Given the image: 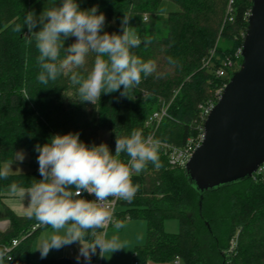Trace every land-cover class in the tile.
<instances>
[{
	"label": "trees",
	"instance_id": "trees-1",
	"mask_svg": "<svg viewBox=\"0 0 264 264\" xmlns=\"http://www.w3.org/2000/svg\"><path fill=\"white\" fill-rule=\"evenodd\" d=\"M49 2L0 0V167L3 162L14 161L17 149L29 154L27 171L9 172L0 179V220L8 221L0 230V253L12 239L18 240L10 251L11 259L4 264H32V238L48 226L15 213L3 202L10 184L28 188L35 179H41L33 146L45 143L53 134L69 131H78L86 144H98V131L107 129L108 146L114 151L116 137L133 130L149 136L151 131L144 121L168 102V116L153 130L152 138L159 144H182L197 130L199 106L212 100L214 91L227 82V77L216 75V69L240 48L251 0H78L81 8L98 6L105 14L108 32L121 31L124 12L131 15L129 25L141 39V45L132 51L156 66L127 91L129 97L120 96V90L102 93L95 104L73 100L75 86L67 75L46 85L36 79L34 38L26 27L21 32L14 29L25 13L39 14ZM59 3L56 0L57 6ZM163 6L168 11L160 21ZM37 30L39 26L33 29ZM74 40L67 38L64 46ZM91 60L90 54L89 68ZM239 64L240 56L235 67ZM158 157L159 167L149 162L139 175L132 176L138 190L130 202L118 200L122 208L114 212L146 222V239L134 246V261L264 264V173L204 192L199 213L198 193L186 180L183 168L170 165L160 146ZM120 159H126L124 154ZM170 217L178 220L176 232L162 228L163 220ZM94 231L99 235L102 229ZM92 238L86 236V240ZM231 240L234 246L229 250ZM39 264L74 262L62 256L40 259Z\"/></svg>",
	"mask_w": 264,
	"mask_h": 264
},
{
	"label": "clouds",
	"instance_id": "clouds-1",
	"mask_svg": "<svg viewBox=\"0 0 264 264\" xmlns=\"http://www.w3.org/2000/svg\"><path fill=\"white\" fill-rule=\"evenodd\" d=\"M130 17L124 12L121 31L108 32L105 14L97 5L81 8L78 0H60L57 6L56 0H50L39 14L25 13L14 30L21 32L26 27L34 38L38 53L36 79L40 84L67 75L75 86L73 100L95 104L102 93L120 90V96H128L127 91L138 85L142 76L155 70L154 61L144 60L132 51L141 45V39L129 25ZM37 26L39 30L33 31ZM69 37L75 40L65 47ZM158 148L157 139L139 130L116 137L114 151L104 142L86 144L78 131L53 134L45 143L34 145L41 179H35L27 189L12 183L9 191L21 198L27 194L25 214L52 229L35 248L40 258H46L50 250L77 244L76 264L81 258L89 264L93 255L106 258L104 253L120 249L123 245L116 234L97 235L94 230L104 229L111 222L109 198L130 202L138 190L132 176L139 175L149 162L160 166ZM121 154L125 160L120 159ZM23 158L22 150L15 153V160ZM9 167H0V179L9 175ZM82 192L94 198L86 199ZM121 227V223L115 224L116 229ZM89 235L93 238L86 240ZM6 258L11 259L0 254V264Z\"/></svg>",
	"mask_w": 264,
	"mask_h": 264
},
{
	"label": "water",
	"instance_id": "water-1",
	"mask_svg": "<svg viewBox=\"0 0 264 264\" xmlns=\"http://www.w3.org/2000/svg\"><path fill=\"white\" fill-rule=\"evenodd\" d=\"M239 54L238 69L208 112L201 143L183 166L198 193L199 213L204 192L245 180L264 164V0L250 2Z\"/></svg>",
	"mask_w": 264,
	"mask_h": 264
},
{
	"label": "rangeland",
	"instance_id": "rangeland-1",
	"mask_svg": "<svg viewBox=\"0 0 264 264\" xmlns=\"http://www.w3.org/2000/svg\"><path fill=\"white\" fill-rule=\"evenodd\" d=\"M229 0H227L228 2ZM165 5V4H164ZM169 7L173 6L170 3H166ZM174 7V6H173ZM161 14L162 18L160 21L163 20L166 12L168 11V7H162ZM160 18V17H159ZM223 43V42H221ZM238 69V67L236 68ZM232 73V72H231ZM230 73V74H231ZM70 96V94H67ZM97 141L98 144L104 142L108 145L109 143V131L107 129H101L98 131L97 134ZM23 151L24 158L23 160H15V153L18 151ZM14 153V161L11 162H3L2 167L9 166L8 171L11 173L17 172H25L29 169L28 167V159L29 154L24 149H17ZM27 189V188H24ZM8 196L4 197V202L16 213L18 214H25L26 207L29 202L27 194L25 198H21L18 195L12 194L9 189L6 190ZM122 208V206L117 205L115 211H118ZM117 222H121L123 227L116 229L115 224ZM4 220H0V228L4 229L7 224H3ZM178 220L177 218L170 217L165 218L162 222V228L165 232L172 233L178 230ZM1 230V229H0ZM52 232L50 226H46L40 228L38 232L33 236L31 244H30V262L32 264H39L40 263V256L39 250L35 249L41 240L46 239L49 234ZM101 233H104L107 236H111L112 234H116L119 238V242L123 245L120 249L114 251L113 253H104L105 257L97 256L94 260H90L89 264H133V248L137 245H142L146 239V222L142 218H128L117 215V213L113 214L111 222L108 226L102 229ZM78 245H68L65 247L60 248L59 250H50L47 254L46 258L50 257H68L73 260L74 264H76L75 257L78 251ZM64 253V254H63ZM80 264H84L83 259L81 258ZM149 264H184L181 260H166V261H159L156 263Z\"/></svg>",
	"mask_w": 264,
	"mask_h": 264
},
{
	"label": "built area",
	"instance_id": "built-area-1",
	"mask_svg": "<svg viewBox=\"0 0 264 264\" xmlns=\"http://www.w3.org/2000/svg\"><path fill=\"white\" fill-rule=\"evenodd\" d=\"M248 13H249V11L247 12V16H248ZM239 53H240V48L234 52L233 57H227L224 61H222V65L216 69V75L219 77H227L228 78L230 73L232 71L236 70L235 65H236V62L240 56ZM225 83L226 82H223V84L214 91L212 100L208 101L205 104H201L199 106V108H200L199 123L196 125L197 130L193 135L186 136L184 141L180 145H171L168 143H160L159 144V146L162 149L163 154L166 155L167 161L170 165H172L174 167L183 168L187 159L191 156L193 151L199 146V144L201 143L202 137H203V122H204L208 112L210 111V109L212 108V106L216 102L217 98L219 97ZM168 105H169V102L168 103H162V105L158 109L152 111L149 114V116L146 118V120L144 121V126L151 131L149 136L152 137L153 130L158 126V124L161 122L162 119H164L165 117L168 116V112H167ZM260 173H264V164L259 166L258 169L256 170V172H254V174H260ZM81 195H83L84 198H86V199H93L94 198L93 196L87 194L86 192H82ZM108 202L111 204L113 214H114L118 200H113L112 198H109ZM107 226H108V224L106 225V227ZM33 228L34 227H32V229ZM25 236H26V233H24L22 235L23 238ZM17 243H18L17 239H12L10 242V245L4 246L2 248V252L0 254H2L5 257L9 256L11 249ZM233 246H234V242L232 241L230 246H229V250H231ZM133 264H149V263L148 262L134 261Z\"/></svg>",
	"mask_w": 264,
	"mask_h": 264
},
{
	"label": "crops",
	"instance_id": "crops-1",
	"mask_svg": "<svg viewBox=\"0 0 264 264\" xmlns=\"http://www.w3.org/2000/svg\"><path fill=\"white\" fill-rule=\"evenodd\" d=\"M6 196H8V194H6ZM6 196H5V197H6ZM3 199H4V198H3ZM3 202H4V200H3ZM4 204H5L7 207H9L5 202H4ZM9 208H10V207H9ZM10 209H11V208H10ZM11 210H12V209H11ZM15 213H16V212H15ZM17 214H18V213H17ZM7 222H8V221H7L6 219H4V223L7 224ZM4 223H3V224H4ZM5 227H6V226H5ZM5 227H4V228H5ZM0 229H2V228H0ZM63 254H64V253H63Z\"/></svg>",
	"mask_w": 264,
	"mask_h": 264
},
{
	"label": "bare ground",
	"instance_id": "bare-ground-1",
	"mask_svg": "<svg viewBox=\"0 0 264 264\" xmlns=\"http://www.w3.org/2000/svg\"><path fill=\"white\" fill-rule=\"evenodd\" d=\"M233 72V71H232ZM230 76V75H229ZM229 76H228V78H229ZM227 81H228V79H227ZM226 84V83H225Z\"/></svg>",
	"mask_w": 264,
	"mask_h": 264
}]
</instances>
